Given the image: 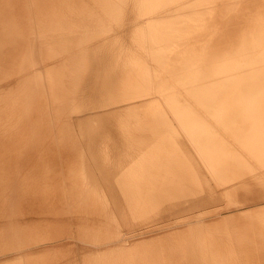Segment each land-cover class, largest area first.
I'll return each mask as SVG.
<instances>
[{
	"label": "bare ground",
	"instance_id": "1",
	"mask_svg": "<svg viewBox=\"0 0 264 264\" xmlns=\"http://www.w3.org/2000/svg\"><path fill=\"white\" fill-rule=\"evenodd\" d=\"M54 1L53 0H0V69L6 66L5 64L11 65L13 60L15 64L14 58L16 56L18 57L20 56V59L22 57L21 59L22 61L20 62V64L23 62V60H25L30 65L31 68L30 72L38 77L43 87L45 88L48 87L46 83L47 81L46 68L51 67L47 64V60L48 59L51 60L52 56H54L49 52V51H54L52 50L54 47H50L51 44L50 39L52 38L51 37L49 39L46 38V36L43 33L44 29H46V26H42L41 29L45 27L43 30L39 28L38 24H40V21L37 24L38 21H36L37 20L36 13L40 17L43 14H46L47 10L52 11V8L55 7V4L59 3V2L55 3ZM80 1H82L81 2L82 5L87 3V0H80ZM101 1L105 2V0H101ZM159 1L162 3H160V5H157L158 9L154 7L155 5L152 6L154 7V9H157L155 10V12H149L150 10L147 12L148 8L151 7L149 5L151 4L150 3L151 0L109 1L110 3L109 2L108 3L110 4V7L108 6L109 7L108 21H104L106 18L105 19L103 18L104 23L99 24L100 22H102L100 21L101 20L100 18V20H97L100 21L98 23L99 25H97L96 21H94L96 25L95 24L90 25L87 29L83 31V33L80 31L82 34L80 35L81 36L80 38L78 37L79 38L78 44L77 45L73 44V46L74 45L78 46L77 48L79 51L74 52L73 49L75 47L71 49L73 50L72 52H74V54L71 53L72 55H74L73 59L76 58V60H73L74 64L70 63L71 61L70 56H66V60L68 59L67 57H69L68 60L70 61L67 60L66 62L62 60L63 62H66L68 64L70 63L74 66H76L77 64L78 65L76 66L77 68H74V66H71L69 64V66L73 67V70L75 69V72L73 71L75 73V74L73 73L74 77H71L72 72H70L71 74L68 73L71 67H69V70L66 71L67 73H65L70 75L68 76L64 74L65 76L74 79V81L69 79L74 84L72 83L70 84L71 86L73 85L71 90L72 92H70L71 95L69 96L70 97L69 104H67L69 105L70 109L69 107H66L65 110H67V108L69 109L68 111H66L67 112L66 113L62 108V110L67 115L66 116L64 115V117L62 118V123L64 122V125L62 126V129H60L59 126V129L63 131L65 130L64 134H66V139H69L71 141L72 146L74 145L72 147L73 150H71V147H69L71 152H73V154L77 156V159L79 157L78 159L79 167L76 168L77 166L75 167L74 164L72 166L75 167L76 171L80 170L79 175L81 180L78 179L77 186H80L81 189V185L79 183L80 180L83 187L82 191L84 193V195L83 194L82 195L86 196L87 193L92 195L94 194L97 197V200L100 202L99 205L101 208L99 207V209H101L100 216L102 217L101 220L102 222L100 226L101 228H99L100 234L97 232L93 233L94 232L93 230L95 229L97 224L95 225V227L93 226L94 229L93 227L91 229L93 235L90 234L91 230L87 231L89 229L87 226L88 218L86 220L84 216H88V215L85 214L84 216L82 214V216L86 220V227L88 229L86 230L85 228L82 230V233H79V228H78L79 226L77 227L76 225L77 228L75 227L74 228L78 229L77 232L79 235H73L72 229H71L72 235H70L69 234L70 228L69 231L67 230L68 228L65 229L64 226L65 220L62 224L59 218L57 219L56 222H58L59 220V225L61 226L62 224L64 227L63 226L61 227H63L66 231H68V234L67 232H65L67 235L66 234L64 235L63 234L64 232L59 228H57L59 230L57 231L59 233H61L60 231H62L63 232L62 234L64 235L62 236L61 234L60 237V235L58 236L57 234H55L57 235V237L60 238L56 237L55 239H50L48 235L47 237L49 240L48 239L46 240L47 237L44 238L41 236H34L35 234L33 235L34 237H31L32 236L31 235L30 238H28L29 236H26L25 234L26 232L30 231V230L27 231L28 229L27 222L26 224H24L25 226H27L26 227L27 229H24V231L26 230V232L23 231V233L21 234L24 225L22 227L20 226L21 228L20 231V229L18 228L19 226L18 222H16L15 220L18 216L14 214L15 211L13 210V202H14L12 198L13 195H9L10 193L8 192L9 188L11 189L12 187L14 189L13 187L14 185L11 186L10 184L14 182V179L16 180L18 179L16 176V174L18 173L17 172L18 170L16 168L18 167H16L17 164L16 161L14 162L17 156L13 160L14 158L13 149H15L14 144L16 145L17 143L15 142L13 143L12 141L15 135L13 129L16 127V124L18 122L14 123L13 121L15 127H13L14 125L12 126L11 124H9L12 121L11 118L8 117L10 113H8L6 109L5 111L8 113V115H6L4 114L6 113L4 111L3 116L6 115L7 116V117L5 116L6 120L9 118L11 121L10 122L8 121V123L5 124L4 123L5 120L2 121L3 119L0 118L1 119L0 120V194H5L6 196L7 195L6 193L7 192L9 193L7 197H5L4 195L2 196L0 195L2 197L0 199V213H2L4 208L6 209L4 210L5 212L3 211L4 213H2L3 215H1V219H0V240L3 239L4 243L6 241V244L0 247V264H264V53L262 54V52H260L257 54L258 56L256 57L255 54L252 55L253 47L256 48V50L259 49L258 51H256L259 52L260 49H262V47L264 48V43H262L263 46L261 48L256 47V45L254 44L247 46L246 44L241 45L240 43L241 45L240 47L238 44H234L236 42V39L238 38V36L237 38H235V33H237L236 26H238L237 25L238 22L236 21H238V19L240 21V18H238L239 15L247 16L246 14H248L250 16V18L248 17V20L250 21L253 17L252 15H250L251 12L255 11L257 8V4L259 6L260 3L255 4L256 7H254V3L256 2V0L255 2L253 0H164V1L157 0L156 4H158ZM167 1L169 4L166 3ZM73 2L75 3V1ZM104 2L99 1L98 3H104ZM106 2L104 3L105 5L107 4ZM262 2L264 3V1ZM81 4L79 3V5L83 7ZM95 5H93V7L98 8L99 5L96 7ZM85 6L84 8H82V11L78 10L79 13L84 11ZM66 7L68 6L66 5ZM68 8H70V6ZM78 8L80 7L78 6ZM260 8L258 9L260 10ZM87 9H89V7H87ZM103 9L101 10V12L102 11L104 12ZM62 10H64V8ZM90 10L91 9H89V11ZM94 10L96 11V9ZM261 10L264 9L261 8ZM95 11L93 12L91 11L92 14H90V12L88 13L91 15L89 16L88 20H90V17H92V15L95 14ZM107 11H105L104 15L106 14ZM101 12L100 14H102ZM253 13L255 14V12ZM65 14L67 13L65 12ZM44 16L48 17L49 15L47 16L46 14L43 15V17ZM75 16L77 17V15ZM75 16L73 18H76ZM99 16H97L98 17L97 19H99ZM106 16L108 17V14H106ZM55 17H56V12H55ZM55 17L53 16V18ZM68 17L70 18V16ZM255 17L253 18V20L255 19L254 22L256 21V18H258V16L256 18ZM73 18L71 19L73 21V22L71 21L72 23H74ZM80 18L82 19V17ZM211 18L222 19L220 20L221 22L216 23V26L218 27V29L219 26H223L224 27L223 30L221 27L220 32L219 29L217 32L215 31L216 33L214 32L211 36L206 37L207 35H210L211 33L210 32L206 36H203L205 37L203 38V40L200 39L197 40L198 42L197 41L195 42L192 39L194 38L192 37L194 34H192L191 36V33L194 32L197 33L199 31L201 32L202 30L211 31L212 28L215 26L212 25L214 21H211L210 20ZM236 18L238 19L236 20ZM61 19L59 18L57 19V21L58 20L60 21ZM94 19L96 20V17ZM244 19H247V17ZM47 20L49 21L48 18ZM81 21L78 20L79 25H80L79 22ZM249 21H248L249 24L245 26H241V28L242 27L246 28V26L250 25L251 29L253 30L254 28L251 26L253 22L250 24L251 21L250 22ZM71 22H69L70 24L67 23L68 27L72 24ZM51 24H54V22ZM51 24H49L50 27ZM74 24H76L75 26H78L77 22ZM86 24L89 25L87 22ZM258 24L259 23H256L257 28L263 29V27H261ZM84 25L85 23L81 24L80 26L81 29ZM64 26L68 29V27L65 24ZM234 26L236 29L234 28ZM262 26H264V23ZM57 28L54 29L57 30ZM55 30L53 32H51L50 30V32L53 34ZM71 30L72 29H70V31ZM245 30L248 31V29H244L243 31L245 32ZM254 30L253 32L256 31ZM57 31L55 32L56 34L59 33V31L58 33ZM61 31H60L61 34L66 35V29L64 33H62L64 30L62 32ZM257 31L258 32L256 33H259V30ZM80 32L78 31L77 34L78 33L80 34ZM250 32L249 34L252 33ZM260 32L263 31L260 30ZM45 33H47V31H45ZM70 33H72V31ZM72 34H74V32ZM239 34L243 35L242 31L241 33H237V35ZM246 35H247L246 38L247 37L249 38L248 34ZM58 37L59 35H57L56 40H58ZM61 37H63V35ZM241 37L244 40L243 42H245V40L248 39V38L245 39V37L243 36ZM69 38H72V36L71 37L69 36ZM188 38L192 40L190 41V39ZM242 38L239 37V39ZM252 38L250 36L249 40ZM64 39L68 40V38L66 37ZM64 39H62L61 43H63V45L65 46L66 43H69L68 41L70 39L68 41L65 40L66 43L65 41L63 42ZM74 39H75L74 41L76 42L77 39L76 38ZM185 39L189 40L190 42L194 41V43L190 45V43H188V41L186 42ZM238 40L237 42L239 43ZM52 41L53 40H51V42ZM184 41L185 43L189 44V47L188 45L187 46L184 45ZM71 43L74 42H70V44H68L69 47L70 46L72 47ZM216 43H218L221 46V48H223L222 49L223 51L220 52L217 51L216 53L212 51L208 53L206 50L208 44L215 45ZM182 44L188 49L185 50L186 48H181ZM54 45H56V42ZM58 45L61 44L59 43ZM58 45L56 48H59ZM61 47L63 46L61 45ZM158 47L160 48V50H157ZM49 48L52 49L49 50ZM183 49L186 52H182ZM170 50H174V55L176 56V57L174 56V58L176 60L178 59L176 63L178 62V64L181 66L180 67L176 66V70H174L175 72L173 71L175 76L172 78L173 75H171L172 79H168L165 82H160V80L157 79L158 75L155 76L158 72H160L158 70L161 69L160 67L161 65H159V68L157 70L158 72L155 69L156 68L155 65L157 64L156 57H159L161 55L160 56L161 58L162 57L168 58L167 55H169L168 52ZM198 50L200 51L196 52ZM60 51L62 50L59 48V52ZM63 51H66L68 53V51H70V48H67ZM56 59L57 58H55V60ZM162 59L159 60L161 61ZM75 61L77 63H75ZM53 62H51V65ZM164 62L167 63V61H164L163 59L162 61L163 66L165 64ZM66 63L64 64L66 65ZM20 64L18 63V65ZM46 64L48 66L45 67ZM56 64L60 67H62L63 65V64L60 65L59 63H57V61ZM57 65H55V67L53 65L52 66L54 69H56ZM65 65H63V67ZM21 66L25 67L23 63ZM168 67L169 66H167V68ZM9 68H11V66ZM18 68L16 69L14 68L13 71L17 70ZM174 68L175 66L173 67V69ZM64 69L66 68H63V70ZM168 69L165 70L163 68V70H165L166 72L168 71ZM13 71L10 69L11 73ZM53 72L51 71L52 75L55 76L56 73L54 72L55 74H53ZM163 73L165 72L163 71ZM8 74L10 73L8 72ZM4 75L2 74L1 77ZM15 75L14 77L11 78H15ZM24 75L25 74H23L22 77H24ZM60 76L61 75H59L58 78H61ZM20 77L21 76H19V78ZM161 77L162 79L164 78L163 75ZM1 79L0 82L2 81L5 82L6 80V79L5 80L2 79L1 81ZM49 79L50 78H48V82L54 80V78L52 80L50 79L51 81H49ZM56 79L57 78H55L54 82L57 83L58 80L56 81ZM13 80L14 79L10 80L11 83ZM23 80H21V82ZM157 80H159L158 81L160 82L159 84L156 83ZM7 81L9 83V79ZM8 83L6 82V85ZM19 83L17 82V84ZM55 84L52 82L51 85H54L55 87ZM3 85L4 84H2V86ZM9 85L10 83L7 86ZM59 85L61 84H58V86ZM2 86L0 85V87ZM58 86L56 85L57 91L60 90V89L58 90L57 88ZM54 87H52V89ZM67 87L70 88V86ZM2 90L3 89H1V91ZM8 90L5 91V94L6 92H8ZM12 90L14 91V89ZM17 91L19 90L17 89ZM50 91H51L50 93H52V90ZM57 91L55 92V95L58 97ZM155 91H157L156 94ZM21 92L23 91L21 90ZM16 93L17 92L15 91L14 94ZM26 93L24 94L26 95ZM5 94L3 93L2 98L0 97L2 101L3 99H9L6 96H8L10 93L4 96ZM24 94L23 95L18 94V97L19 96L23 97L25 96ZM59 94L61 95V93ZM66 94L69 95V93ZM3 96L6 98H3ZM153 96L157 97L158 100L156 99L155 100L158 101V103L160 104L161 108H159V114L157 113V119H156V115H152V118L149 117V120H144L142 118L143 117L142 115H141L142 117H140V115L137 114V112L140 109L138 110L137 108L138 106L136 105H138V102H140L141 100L142 102H144L146 106L145 99L149 97L151 98ZM12 97H14V95ZM22 97L21 99H23ZM64 97L66 96L64 95ZM46 98L47 97L45 96V99ZM21 99H20V103L19 101L17 103L25 104L22 103V101L25 100L27 102L28 100V98H26L27 100L24 98V100L22 101ZM11 100L13 101L14 98H11ZM152 100L153 101L150 102H155L154 99ZM36 102L38 101L36 100ZM42 102L45 101L43 100ZM54 103L56 104L57 102ZM54 103L52 102L51 106H55ZM13 104L15 103L13 102ZM31 104H37L40 106L43 103L38 104L33 102ZM45 104L46 102L42 105V107ZM159 104L157 108L159 107ZM14 106H18V105H14ZM24 106L26 107V105ZM24 106L21 105L20 108L22 107L24 108ZM62 106L65 107V105ZM45 107H43V109ZM6 108L9 107L6 106ZM10 109L9 112L12 110ZM14 109L16 110L17 108L14 107ZM34 109L36 108H33L32 110ZM43 109L41 108L42 112H44ZM53 109L54 108L52 107V110ZM136 109L138 110L137 112ZM2 110L0 109V111ZM24 110L25 109H23L22 112H24ZM156 111L157 109L154 110V113H156ZM32 112L35 113L34 111ZM38 112L40 111L38 110ZM57 112H54V116L55 113ZM41 113L39 114L41 115ZM60 113L57 114L60 115ZM16 114L18 115L19 112H17ZM52 114L53 113H51L50 120L54 121L55 119ZM33 115L35 116V114ZM15 116H11V117H14V119H16ZM30 116L31 115H29V117ZM41 116H43V114ZM27 118L28 116L26 117V119ZM55 118L58 121V118L57 117ZM38 119L39 118L37 116V120ZM18 120L20 124L21 120L20 119ZM34 121H36V119ZM39 122L42 123L43 121L39 120ZM49 122H50L49 120L48 122L46 121V123ZM22 123H24L23 120L20 125H22ZM35 123H38V121L34 122V124ZM59 123L60 122H58V124ZM27 124L29 123L27 122ZM30 124L28 126H31L33 123L31 125ZM55 125L57 129L58 125L57 124ZM24 126L23 128H25ZM40 126L42 130L43 125L40 124ZM54 127L55 126H53L52 128L54 129ZM166 127L174 128V130L177 132V135L180 134L186 140V142L190 146V149L175 151L174 149L175 142L173 137L164 132V129H166ZM47 128H50V125L45 129ZM41 130H38L37 137L40 135L39 131ZM47 130H45V134H44L45 136L41 135L42 137H46ZM49 131L53 132L51 129ZM58 131H56L55 133L57 134ZM22 133L24 134V132ZM19 134L21 135V133L17 132L18 136H20ZM59 134H61L62 137L63 132H59ZM29 135L30 134H28V136ZM23 136L25 138V135ZM32 136L30 138H34L35 135L33 137ZM20 138L22 139V140L20 139L21 140L20 142L23 143L22 141L24 140V138L22 136H20ZM49 139L50 137L48 138V140ZM17 140L19 142V139ZM62 140L63 138L61 139V141L58 140V144L59 143L61 144ZM30 142L32 145L33 141L30 140ZM67 142L64 141V143ZM69 142L67 143L68 146L69 144H71ZM35 143L36 145L38 144L36 141ZM39 144H42L41 146H44L43 143H39ZM18 145H20V143ZM24 145L27 146L26 144ZM38 146L40 147V145H37L36 147ZM36 147L34 144V149ZM45 148L44 150H47ZM60 148L61 147H59V149ZM66 148L68 147L65 146V149L62 150L64 151V155L62 154V151L61 154L59 152V154L62 155L63 157L68 155L65 154ZM16 152L19 153V151ZM22 152L24 151L22 150ZM22 152L19 153L18 156H20V154H23ZM26 152L27 150L24 152V154H26ZM40 152L41 151L37 152L36 154L38 155ZM34 154L31 153L30 155H34ZM46 154L48 153H45V155ZM40 157L41 159H43L42 155H40ZM35 158L38 159L39 157H35ZM50 158L51 156L49 157V160ZM21 159L18 158V161ZM44 159L46 162L47 159L46 158ZM69 159H71L70 161L72 162L74 161L76 163L75 159L73 160V158H68V160ZM25 160H23V162L28 164V162H25ZM60 160L67 164V158L65 159L66 161L64 160V158ZM192 160H195L197 162V165H199L204 170L205 177L201 179L200 184L204 183V185L212 186V188L214 189L213 196H211L206 192H203V188L202 189L197 188L194 184H192V182L190 181L187 175H182L180 173L179 169L183 168L184 165L187 166L188 165L187 162H190ZM32 161L34 160L32 159ZM42 162L43 161H41V163ZM54 162L57 161L54 160L49 163L52 164ZM65 163H63L62 165H64ZM30 164H32V162L29 163V165ZM58 164L60 165L59 162ZM68 164H70V162ZM68 164L67 166H69ZM35 165L37 166V164ZM35 165L33 166L35 167ZM47 166L48 165H46V169ZM29 167L30 166H27V168L26 167L25 168L28 169ZM64 168L67 170L66 165ZM68 168L70 169V167ZM71 169H73V167ZM37 170L38 172L40 170H43V166L39 167V169ZM47 170H44V172H46ZM60 170L61 169L58 168L57 171ZM50 171L49 173H52ZM57 171L55 170V172ZM198 171L199 170L197 169V172ZM21 172H25V171L22 170ZM41 172L43 173V171L39 172L40 176H38V174L36 173L37 175L35 174L36 175L35 177L41 178V174H42ZM57 173H55V175ZM77 173L79 172H76V174ZM25 174L27 173L25 172ZM47 174L48 172L45 175ZM65 174L66 173L64 172V175ZM198 174L200 173L198 172ZM18 175L20 176V172ZM45 175H43L44 176V179L42 178L43 181L47 177ZM24 176L25 175L23 173V177ZM50 176L52 175L50 174ZM21 177H22V173L20 178ZM55 177L57 178V176ZM33 178L31 179L28 178V181L33 180ZM77 178L75 179L77 180ZM72 179L69 180V182L73 181V183L75 182L77 183V181L74 182L75 179L74 180ZM40 181H39V186L42 184L45 185L44 182L42 181L40 182ZM33 183L32 185H34ZM14 184H16V182ZM17 184L19 185L18 182ZM51 184L53 188L54 184L51 182L49 185ZM58 184L56 183L55 185ZM9 185L11 187H9ZM29 185H31V183ZM48 186L47 187L45 186L46 189L49 188ZM73 186H75V184H73ZM201 186L203 187V185ZM33 187L29 186V188H33ZM42 187H43V191H47L46 189H44V186ZM42 187L40 188L39 191L40 193H42L41 191ZM249 187L252 191L254 190L253 188H255V190H257L256 188H258L260 196L257 198L254 197L253 199H251V197H249L250 198L249 199L246 196L248 198L246 199L241 193L246 192L249 189ZM29 188L27 189L26 186V189L29 190L30 192L31 189ZM35 188L33 189L34 191ZM66 188L69 187L67 186ZM75 189L79 190L77 187H75ZM37 190L39 189L37 188ZM37 190H36V194L38 193ZM49 190H48V194H50ZM249 191L250 190H248V192ZM58 192L59 191H57V193ZM53 193H55V191ZM73 193L75 194V192ZM79 193H81V191ZM238 193L241 194L244 199ZM255 193L254 194L252 193V196H255ZM26 194L27 193H25V195ZM32 194L34 195V193ZM42 194H44V192ZM45 194L43 199H45L46 201L47 196L45 198ZM133 194L134 195L136 194L138 196V205L135 213L133 212L131 213L128 208L129 205H133L129 203ZM38 195L41 196V194H37V196ZM53 195L54 194H52V197ZM29 196L26 197L29 198ZM80 196L81 195H79V197ZM34 197L33 199L35 201L36 199ZM28 198H26L27 201L29 200ZM94 198H92L93 201ZM59 199L63 201L62 198ZM90 199L91 198H89L88 200L89 202ZM37 200L40 201L39 199ZM210 200L214 202L213 208H208L205 205ZM15 201L16 204H18L17 203L18 200L15 199ZM34 201L31 200V202H33L32 203L33 206L36 202ZM93 201L91 200L90 203H92ZM217 201L224 203V206L216 207L217 205L215 204L217 203ZM53 202L54 201H52V204H54ZM20 204H22L21 201L19 205ZM39 204L41 205L42 202L41 203L39 202ZM46 204L48 203L45 202L43 206H45ZM49 204H51V202ZM57 204L59 205L58 202ZM94 204L93 203L91 204L92 208H94L93 207ZM27 205L30 209L31 207L29 206L30 203ZM52 206L46 208L50 209L55 207ZM20 207L24 208V206H20ZM59 207H63V206L61 205ZM38 208L36 206V209ZM28 211H27L28 214L34 213V212L32 213L31 209ZM51 211H55V210L53 209L49 211L48 209L46 210V212H51ZM95 211L97 212V209ZM74 212L75 211L71 212L72 215ZM100 212L98 213L100 214ZM40 213H44V212H39V215L41 216L42 214ZM44 214L42 215L43 217H45ZM20 215L22 216V212ZM25 215H27V213L24 214V217L28 218L29 215L27 216ZM50 215L49 216L52 217V213ZM55 215L57 217L59 214L57 215L56 213ZM62 215L63 214H61L60 216ZM77 215H75L76 218H79L81 216V214L79 215V217ZM89 215L91 219L92 218L91 214ZM40 216L39 218H37L38 220L36 222L34 220L36 219V217H38L37 215L36 217L32 215V217H35L34 220L32 217H30L29 219H32L36 224L39 223ZM82 216L79 218V221H83ZM97 216H96L97 218L96 221L98 219H101L100 217L98 218ZM24 217L22 216V218ZM43 217H41L42 219H40L42 220V222H43ZM129 218L143 219L144 221L141 223H137V221L130 222L128 221ZM19 219L21 222L24 220V219L21 220L20 216ZM29 219L24 220L23 222L28 221ZM32 220H29L30 224ZM67 220L69 221V219ZM92 220L91 221L89 220V222H92ZM45 221L44 223H46L47 225L48 220L46 222ZM77 221L74 220V222ZM23 222L21 224H23ZM56 222L55 224H57ZM99 222L100 221L98 220L97 223L99 224ZM70 223L68 227L70 226ZM75 224L76 223H74V225ZM33 225L31 226L32 228L36 227V226L33 227ZM39 225L41 226V224ZM48 225L51 226L50 227L51 229L54 228V227L52 228V225H50V223H48ZM81 225L82 224H80V228H82ZM83 225L84 228L85 227L84 222ZM42 228L44 227L41 226L40 229ZM36 230H34V232L31 230L32 231L31 233H35ZM55 230L53 229L52 232L55 233ZM40 231L41 230H39L38 232ZM101 231L103 232V234H101ZM52 232L50 235L53 236L54 234ZM23 234L25 236H23ZM27 235H29V233ZM48 252L50 255L48 254ZM36 253H38L40 256H37ZM44 255L46 256V258H44L45 257Z\"/></svg>",
	"mask_w": 264,
	"mask_h": 264
},
{
	"label": "rangeland",
	"instance_id": "2",
	"mask_svg": "<svg viewBox=\"0 0 264 264\" xmlns=\"http://www.w3.org/2000/svg\"><path fill=\"white\" fill-rule=\"evenodd\" d=\"M53 1H54V0H53ZM61 1H62V0H60V1H59V0H55V1H54L55 3H57V2H59V3L55 4L56 9H55V7H53V8H52V11H51V10H47V13H46V14H47V16L49 15L48 17H46V16L43 17V15H46V14H43L42 16H40V17H41V18H40V17L38 16V14L36 13V15H37V16H36V17H37V18H36V19H37L36 21H38L37 24H38L39 21H40V24H38L39 28L41 29L42 26H46V29H47V30L44 29L45 27H43V29H44L43 33H44V35L46 36V38H48V39H49L50 37L52 38V39H50V43H51V44L49 43V44H50V47H54V48H56L57 45H58L59 43L63 46V47H61V45H58L59 48L62 50V51H60V52H59V48H56V49H54V48H53V49H52V48H49V50H50V49L54 50V51H49L50 54L54 55V56H52V58H53L54 60H55V58H57V59H56L55 61H54L52 58H51V60L48 59L49 61L47 60V64H48L49 66H51V67L46 68V69L48 70V71L46 70V79H47L46 83H47V86H48V87H47V88L43 87V85H42L41 81L38 79V77L35 76L34 74H32V73L30 72V71H31L30 65H29L25 60H23L22 63H23V65H24L26 68L23 67V66H21L22 63L20 64V62L22 61V60H21L22 57H21V59H20V56H19V57L16 56V57L14 58V59H15V64H16L19 68L14 64V60H13L12 63H11V65H10V64H5L6 66L3 65L5 68L1 66L2 68L0 69V71H3V72H0V73H1V74H0V79H1L2 77H3V78H2L3 80L6 79L5 82L2 81V79H1L2 82H0V85H1V86H2V84H4V85L2 86L3 88L0 87V94L2 93V94L0 95V97L2 98L3 93L5 94V91H7L8 88H9V90H8V92H6V94H5L4 96H6V95H8V94L10 93L8 96H6V97L9 98V99H3V101H4L5 103H4V102L2 101V99L0 98V99H1L0 104L3 103L2 105H0V107H1L0 109L2 110L3 108H5V109H3L2 111H0V116H1L0 118L3 119L2 121H4V120L6 121V122L4 121L5 124H7L8 121L10 122V121L12 120L11 123H9V124H11L12 126L14 125L15 122H16V123L18 122V123H17L18 125L16 124V127H15V125L13 126V127H15V128L13 129V132H15V135H14L15 138L13 137V140H12L13 143H14V142L17 143L16 145L14 144V148H15V149H13V150H14V151H13V152H14V153H13V156H14L13 160H14V159L16 158V156H17V158L14 160V162L16 161V163H17V164H16V167L19 168V169L16 168V169L18 170V171H17L18 173L16 174V176H17L18 179H17V180L14 179V182H12L13 184H12V183L10 184L11 186L14 185V186H13L14 189L9 185V187H11V189H10V188L8 189V192H9L10 194H9L8 192H7L6 194H7V195H8V194H9V195H13V197H12V198H13V201H14V202H13V210L15 211V212H14V211H13V212H14V214H15L16 216H18L17 218H16V216H15V218H16L15 220H16V222H18V225H19V226H18V225H17V226H18V228L20 229V231H21L20 226L22 227V226H23L24 224H26V222H27V224H28V229L26 228L27 226L24 225V226H23V229H22V231H21V234L23 233L24 229H27V231L30 230V231H28V232H26V230L24 231V232H26V233H25L26 236H29L28 238H30L31 235H32L31 237H34V236H41V237H44V238L47 237V236L49 235V238H50V239H55V238L57 237V235H58V236L60 235V237H61V234H62L63 232H64V233H63L64 235L66 234L65 232H67V234H68L69 228H70V233H69L70 235H72V234H73V235H79L78 232H77L78 229H75V228H77L78 226H79V227H78V228H79V233H82V230H83V229L86 228V230H87V229L89 228V229L87 230V231H89V230L92 229L93 226L95 227L96 224H97L99 227H98L97 225H96L95 229H94V227H93V229H94V230H93V231H94L93 233L97 232V233L100 234L99 228H101L100 226H101V222H102V221H101V220H102V217L100 216V215H101V212H100L101 209H99V207H100V205H99L100 202L97 200V197H96L94 194L92 195V194H89V193H87L86 196H83V195H84V193H83V191H82V188H83V187H82V184H81V181H80L81 179H80V175H79V174H80V170L78 169L79 171H76V169H75L76 166H77L76 168L79 167V164H78V162H79V160H78L79 157H78V159H77V156L74 155L73 152H71V150H73L72 147H73L74 145L72 146L71 141H70L69 139H66V134H64V133H65V132H64L65 130L63 131V130H60V129H62V126L64 125V122L62 123V118L64 117V115H65V116L67 115V114H66V113H67L66 111H68V110L70 109L69 105H67V104H69V100H70V97H69V96L71 95L70 92H72L71 90H72V87H73V85L71 86L70 84H71V83L74 84L73 82H71V80L74 81V79H71V77H74V76H73V73L75 72V69L73 70V67H71V66H74V65H72V64H74V61H73V60H76V58L73 59V58H74V55H72V54H74L75 51H76V52L79 51L78 48H77L78 46H76V45L78 44V40H79V38L81 37L80 35L83 33V31H84L85 29H87V28H88L90 25H92V24H93V25H94V24L96 25V23H97V25H99V24H101V23H104V22H103V18H104V19H105V18L107 19V20L105 19L104 21H108V18H109V9H108V8L110 7V4H109L110 2H109V1H111V0H105V2L107 1V2H106V3H107L106 5L104 4L105 2H104V1H101V0H87V3H85L84 5L81 4L82 1H80V0H73V1H75V3H74L72 0H64L65 2H64V1L61 2ZM76 1H77V2H76ZM78 1H79V2H78ZM90 1H91V2H90ZM93 1H95V2H93ZM97 1H98V2H99V1H100V2H104V3H98ZM161 1H162V0H161ZM163 1H164V0H163ZM253 1L255 2V0H253ZM262 1H264V0H260V1H259V0H256L255 3L253 2V3H254V7H256L255 4H257V3H260V4H259V6H258V4H257V8H256V10L253 11V12H255V14L257 13L258 15H257V14L255 15L253 12H251L250 15L253 16L252 19L250 20L251 22L248 20V17L250 18V16H249L248 14H246L247 16L242 15L243 17L239 15L238 18H240V21H239L238 18H236V20L238 19V21H236V22H238V24H237V23H236V24H237L238 26H240V27L236 26V28H237V33H241V31H242V34H243V35H240V34H239V35H240V36H239V35H237V33H235V38H237V36H238V38L236 39V42H235L234 44H238L239 47H240L241 45H244V44H246L247 46H248V45H252V44H254V45H256V47H259V48H261V47L263 46L262 43H264V35H263V34H264V26H262V25H263V23H264V22H263V21H264V15H263V14H264V12H263L264 10H261V8L264 9V3H263ZM63 2H64V3H63ZM66 2H67V3H66ZM108 2H109V3H108ZM152 2H153V3H152ZM169 2H171V1H169ZM73 3H74V4H73ZM76 3H77V4H76ZM79 3H80L83 7H81V6L79 5ZM150 3H151V4H149V5H150L151 7L155 5L154 7L157 8V5H160V3H162V2L159 1L158 4H156V3H157V0H156V2H155V0H154V1L151 0ZM154 3H155V4H154ZM166 3L169 4L168 1H167ZM262 3H263V4H262ZM90 4H91V5H90ZM95 4H97V5H95ZM100 4L103 5V6L105 5V6H107V7H105V6L103 7V6H101ZM108 4H109V5H108ZM152 4H153V5H152ZM56 5H57V6H56ZM58 5H59V6H58ZM63 5H64V6H63ZM66 5H67L68 7L70 6V8L66 7ZM74 5H75V7H74ZM77 5H78L80 8H78ZM85 5H87V6H85ZM89 5H90V6H89ZM93 5H95V7L99 5V6H98L99 9H98V8H94ZM171 5H172V4H171ZM60 6H61V8H60ZM84 6H85L84 11H86V12L83 11V12H80V13H79V11H82V8H84ZM108 6H109V7H108ZM169 6H170V5H169ZM260 6H261V8H260ZM57 7H59V8H57ZM87 7H89V9H91V10L89 11V9H87ZM100 7H101V8H100ZM102 7H103L104 9H103ZM151 7L148 8L147 12H148L149 10H150L149 12H155V10L158 9V8H157V9H154V7H152V8H151ZM63 8H64V10H62ZM75 8H76V9H75ZM150 8H151V9H150ZM258 8H260V10H259ZM60 9H61V10H60ZM80 9H81V10H80ZM94 9H96V11H95ZM102 9L104 10V12H103V11L101 12ZM105 9H106V10H105ZM152 9H153L154 11H153ZM57 10H58V11H57ZM65 10H66V11H65ZM67 10H68V11H67ZM76 10H77V11H76ZM78 10H79V11H78ZM107 10H108V11H107ZM241 10H242V9H241ZM59 11H61V12H59ZM63 11H65L67 14H65V12H63ZM87 11H88V12H87ZM91 11H92V12L95 11V14H94V13H93V14L96 15V16L92 15V17H90V20H88V19H89V16H91L90 14H92ZM97 11H98L99 13H98ZM105 11L108 12V13L106 12V14H108V17L106 16V14L104 15ZM239 11H240V10H239ZM261 11H262L263 14L261 13ZM53 12H54V13H53ZM55 12H56V17H55ZM76 12H77V13H76ZM89 12H90V14H88ZM100 12H101L102 14H100ZM81 13H82V14L84 13L85 15L83 14V15H84V16H83ZM96 13H97V14H96ZM62 14H63V15H62ZM74 14L77 15V17H76ZM50 15H51L52 19H51ZM80 15H81V16H80ZM86 15H87V16H86ZM99 15H101V16H99ZM102 15H104V16H106V17H104V16H102ZM259 15H260V16H259ZM261 15H262V16H261ZM53 16H54L55 18H53ZM65 16H66V17H65ZM68 16H70V18H69ZM74 16H75L76 18H73ZM78 16H79V17H78ZM97 16H99V19H97V18H98ZM255 16H256V17L258 16V18H256ZM62 17H63V18H62ZM71 17L74 19V23L77 22V24H78V20H79V21L82 20L81 22H79L80 25L78 24V26H75L76 24L72 23L73 21L71 20V19H72ZM80 17H82V19H81ZM95 17H96V20L94 19ZM246 17H247V19H244V18H246ZM254 17L256 18V21H255V22H254L255 19L253 20ZM39 18H40V19H39ZM42 18H43V20H42ZM45 18H46V19H45ZM47 18L49 19V21L47 20ZM59 18H60V19L62 18V19H61L60 21H59V20L57 21V19H59ZM67 18H68V19H67ZM78 18H79V19H78ZM86 18H87V19H86ZM100 18H101V20H100ZM216 18H217V17H216ZM216 18H211V19H210L211 21H214V23L212 22V23H213L212 25H215V26L212 28L213 32H212V30H211V31H210V30H209V31H204V30H202L201 32L199 31V32H197V33L194 32V33H191V36H192V34H194L192 37H194L195 39H194V38H192V39H193L195 42H196L197 40H200V39L203 40V38H205V37H203V36H206V35L209 34L210 32H211L210 35H207L206 37L211 36L215 31L217 32L219 29H220V30H219V32H220V31H221V27H222V30H223V28H224L223 26H219V29H218V27L216 26V23H217V22H221L220 20H222V19L218 18V19H219V20H218V19H216ZM260 18H261V20H260ZM38 19H39V20H38ZM84 19H85V20H84ZM41 20H42V23H41ZM50 20H51V22H50ZM65 20H67V21H69V22L72 21L71 23L74 24V25L71 24V25L68 27V24H67V23H69V22H67V21H65ZM86 20H87V21H86ZM97 20H100V21H102V22L97 21ZM215 20H216V22H215ZM241 20H242V21H241ZM243 20H244V21H243ZM245 20H246V21L248 20V21L250 22V24L253 22L255 26H256V23H259L258 25H260L261 27H263V29H262V28L259 29V28H257V26H256L257 30H259V33H256V32H258V31L256 30V28H255V26L253 25V23L251 24V26L256 30V31H255V30L253 29L255 32H253V30L251 29L250 25L246 26V28H243V27H242V28H243V29H242L241 26H245V25L249 24L248 21L246 22ZM259 20H260V21H259ZM45 21H46V22H45ZM56 21H57L58 23H57ZM63 21H65V22H63ZM88 21H90V22H88ZM94 21H96V23H95ZM257 21H259V22H257ZM261 21H262L263 23H262ZM53 22H54V24H51V23H53ZM86 22H87L89 25H87ZM99 22H100V23H99ZM234 22H235V21H234ZM260 22H261V23H260ZM46 23H47V25H46ZM48 23L51 24V27H50V25H49ZM59 23H60V24H59ZM84 23H85V25L83 26L84 29H83V27H82V29H81L80 26H81V24H84ZM98 23H99V24H98ZM239 23H240V24H239ZM245 23H246V24H245ZM55 24H57V25H55ZM62 24H63V25H62ZM64 24L68 27V29L64 26ZM69 24H70V23H69ZM236 24H235V25H236ZM241 24H242V25H241ZM243 24H244V25H243ZM40 25H41V26H40ZM53 26H55V27H53ZM59 26H60V27H59ZM61 26H62V28H61ZM63 26H64V27H63ZM72 26H75V27H72ZM260 26H258V27H260ZM57 27H59V28H57ZM71 27H72V28H71ZM76 27H78V28H76ZM79 27H80V29H79ZM216 27H217V28H216ZM51 28H52V29H51ZM54 28H55V29L57 28L58 31H59V29L61 28L60 31H61V30H62V31L64 30L63 32L61 31L62 33H64V32H65V29H66V35H67V36L69 35L70 37L72 36V38H69V36L67 37L65 34H61L60 31H59V33H58V31L55 30ZM234 28H235V26H234ZM236 28H235V29H236ZM239 28H240V30H239ZM249 28H250V29H249ZM43 29H41V30H43ZM70 29H72L71 31H72V33L74 32L75 35L72 34V33H70V32H71ZM75 29H76V31H75ZM77 29H78V30H77ZM241 29H242V30H241ZM244 29H248L249 32H250V30H251V32L254 33V34H252L251 32H250L251 34H249V32L246 31V30H245V32H244V31H243ZM50 30H51V32H53V31L55 30V32L57 31L58 34H56L55 32L52 34V33L50 32ZM67 30L70 31V32H68ZM238 30H239V31H238ZM260 30H262L263 32H260ZM45 31H47V33H45ZM48 31H49V32H48ZM78 31H79V32H80V31L82 32V33L80 32V34L78 33L79 36H78V34H77ZM204 32H207V33H204ZM216 32H215V33H216ZM246 32H247V33H246ZM49 33H50V34H49ZM67 33H68V34H67ZM195 33H196V34H195ZM199 33H200V34H199ZM261 33H262V34H261ZM48 34H49V35H48ZM51 34H52V35H55L56 37H55V36H52ZM76 34H77V35H76ZM198 34H199V35H198ZM202 34H204V35H202ZM246 34H248L249 38H250V36H251V38H252V37H253V38L249 40V38L247 37V38H248V39H247V38H246V36H247ZM257 34H258L260 37H259ZM260 34H261L262 36H261ZM47 35H48V36H47ZM50 35H51V36H50ZM57 35H59V37H60V38L58 37V40L60 39L61 41H60V40H59V41L56 40V39H57ZM62 35H63V37H61ZM195 35H196V36H195ZM200 35H201V36H200ZM74 36H75V37H74ZM198 36H200V37H198ZM241 36L245 37V39H247V40H245V42H243L244 40H243V38H242ZM256 36H257V37H256ZM65 37L68 38V40H69V39H70V40L68 41L67 39H64ZM78 37H79V38H78ZM239 37L242 38V39H239ZM74 38L77 39L76 42L74 41V40H75ZM186 38H187V37H186ZM190 38H191V37H190ZM190 38H188V39H190ZM197 38H198V39H197ZM62 39H64L63 42H64L65 40H67L69 43H66V41H65L66 44L64 43V44H65V46H64L63 43H61V42H62ZM71 39H72V40H71ZM192 39H190V41H191ZM238 39H239V40H238ZM262 39H263V40H262ZM51 40H53V41L51 42ZM55 40H56V41H55ZM237 40L239 41V43L237 42ZM185 41H186V42L188 41V43H190V45L194 43V41H193V42H190L189 40H186V39H185ZM185 41H184V45H186V46L188 45V47H189V44H188V43H185ZM55 42H56V45H54ZM70 42H74V43H71V44H72V47H71V46L69 47V45H68V44H70ZM197 42H198V41H197ZM250 42H251V43H250ZM52 43H53V44H52ZM240 43H241V45H240ZM73 44H76V45L73 46ZM195 44H196V43H195ZM195 44H194V45H195ZM197 44H198V43H197ZM258 44H260V45H258ZM51 45H52V46H51ZM67 45H68V46H67ZM184 45L182 44V47H181V48H186ZM208 46H209V47H208ZM208 46H207V48H206V50H207L208 53H209V52H212V51H213L214 53H216L217 51H218V52L223 51V50H222L223 48H221V46H220L218 43H216L215 45L208 44ZM213 46H214V47H213ZM219 46H220V47H219ZM235 46H236V45H235ZM64 47H65V49L70 48V51H71V52L68 51V53H67L66 51H63V50H65ZM66 47H67V48H66ZM74 47H75V48H74ZM73 48H74V49H73ZM76 48H77V49H76ZM71 49H73L74 52H72L73 50H71ZM75 49H76V50H75ZM187 49H188V48H186L185 50H187ZM215 49H216V50H215ZM240 49H241V48H240ZM263 49H264V48L262 47V49H260L259 52H256V51H258L259 49L256 50V48L253 47V49H252V51H253L252 55L255 54V57H256V56H258L257 54L260 53V52H262V54H263V53H264V50H263ZM157 50H160V48L158 47ZM185 50L183 49L182 52H186ZM262 50H263V51H262ZM56 51H57V52H56ZM199 51H200V50H198V51H196V52H199ZM254 51H255V52H254ZM58 52H59V53H58ZM62 52H63V53H62ZM64 52H66L67 54L64 53ZM47 53H48V51H47ZM55 53H57V54H55ZM61 53H62L63 55H62ZM71 53H72V54H71ZM168 53H169V55H167L168 58H166V57H165V58L162 57V58L164 59V61H167V63H169L170 65L167 64L166 62H164L165 64H164V66H163V63H162L163 59L160 57L161 55H160V56H159V55H156V56H159V57H156V59H157V60H156V63H157V64L155 65V67H156L155 69H156V71H157L158 68H159V65H161V66H160L161 69L158 70V71H160V72L157 71V72H158L157 74H156V72H155V74H156L155 76L158 75V76H157V77H158L157 79H159L160 82H165V81H167L168 79H172V78L175 76V74L173 73V71L176 70V66H177V67H180V66H181V65L178 64V62L176 63V61H177L178 59L176 60V59L174 58V56H175V55H174V50H170ZM172 53H173V54H172ZM60 54H61V55H60ZM64 54H66V55H64ZM69 54H71V55H69ZM158 54H159V53H158ZM55 55H56V56H55ZM59 56H60L61 58L63 57L64 59H63V58L61 59ZM66 56H70V60H71L72 62H71L70 60H68L69 57H67V58H68L67 60L70 61V63H72V64L69 63L71 66H69L68 63H66V62H67V60H66ZM71 56H73V57H71ZM170 56H171V57H170ZM17 57H18V58H17ZM175 57H176V56H175ZM250 57H252V56H250ZM253 58H254V56H253ZM18 59H19V61H18ZM60 59H61V60H60ZM159 59H162V60L160 61ZM171 59H172V60L175 59V60H173L174 62H173ZM58 60H60V61H58ZM62 60L66 61V62H63ZM158 60H159V61H158ZM188 60H189V59H188ZM188 60H187V61H188ZM16 61H17L20 65H18V63H17ZM53 61H54V62H53ZM56 61H57V63H59L60 65H61V64L65 65L64 63H66V65H65L64 67H63V65H62V67H60V66H58V65L56 64ZM168 61H171V62H168ZM51 62H53L52 65H53L54 67H55V65H57V66H56L57 71H56V69L53 68V66L51 65ZM61 62H62V63H61ZM160 62H161V63H160ZM75 63H77V62L75 61ZM158 63H159V64H158ZM172 63H173L174 65H173ZM47 64L45 65V67L48 66ZM176 64H177V65H176ZM8 65H9V66H8ZM13 65L16 66V67H14ZM75 65H76V64H75ZM77 65H78V64H77ZM77 65H76V66H77ZM166 65L169 66V67H168L169 69L167 68ZM178 65H179V66H178ZM10 66H11V68H9ZM76 66H74V68H77ZM162 66H163V68H164L165 70L168 69V71H169V70H170V71H169V72H168V71L166 72L165 70H163ZM174 66H175V68L173 69ZM7 67H8V68H7ZM21 67H22V68H21ZM59 67H60V68H59ZM69 67H71L72 69L70 68V70H69ZM3 68H4V70H3ZM14 68H15V69L18 68V69H17V70H14V71H15V72H14V71H13ZM20 68H21V69H20ZM50 68H51V69H50ZM61 68H62V69H61ZM63 68H66L67 70H66V69L63 70ZM170 68H171V69H170ZM10 69L13 71L12 73L10 72ZM23 69H24V70H23ZM25 69H26V70H25ZM53 69H54V70H53ZM172 69H173V70H172ZM22 70H23V73H22ZM62 70H63V71H62ZM68 70H69V71H68ZM71 70H72V71H71ZM161 70H162V71H161ZM6 71H7V72H6ZM28 71H29V72H28ZM51 71H52V72L54 71V72L56 73V74H55V73L53 72V74H55V76L52 75ZM61 71H62V72H61ZM66 71H68V73L72 72V76H71L70 78L67 77V76H65V75H68V76H69V75L71 74V73H70V74H65V73H67ZM73 71H74V72H73ZM163 71H164L165 73H163ZM4 72H5V75H6V76L4 75ZM8 72H9L10 74H8ZM18 72H19V73H18ZM57 72H59L60 74L57 73ZM174 72H175V71H174ZM16 73H18V74H16ZM50 73H51V74H50ZM62 73H63V74H62ZM166 73H167V74H166ZM171 73H172V74H171ZM2 74H3L4 76L1 77ZM7 74H8V75H7ZM11 74H12V75H11ZM13 74H14V75L16 74V75H15V78H11V77H14ZM19 74H20V75H19ZM21 74H22V75H21ZM23 74H25L24 77H25L26 80L24 79V77H22ZM64 74H65V75H64ZM74 74H75V73H74ZM159 74H160V75H159ZM164 74H166V75H164ZM17 75H18V76H17ZM57 75H58V76H57ZM59 75H61V76H60L61 78H58ZM162 75L164 76L163 79H162V77H161ZM171 75H173L172 78H171ZM9 76H10V77H9ZM19 76H21V77L19 78ZM47 76H48V77H47ZM51 76H52V78H51ZM53 76H54V77H53ZM62 76H64V77H62ZM6 77H7V78H6ZM8 77H9V78H8ZM21 78H23L24 80L21 79ZM28 78H29V79H28ZM48 78H50L51 80L54 78V80L51 81V80L49 79V81H51V82H48ZM55 78H57L56 81L58 80L57 83L54 82V81H55ZM64 78H65V79H64ZM67 78H68V79H67ZM8 79H9V83H10L9 86H7V85L9 84L8 81H7ZM12 79H14V80H13L12 83H11L10 80H12ZM20 79L23 80V81H22L23 83L21 82ZM30 79H31V80H30ZM63 79H64L65 81H64ZM69 79H71V80H69ZM161 79H162V81H161ZM16 80H17L18 83H19V82H21V83L17 84ZM28 80H29V81H28ZM59 80H60V81H59ZM62 80H63V81H62ZM155 80H156V78H155ZM159 80H157L156 83L159 84V83H160V82H158ZM30 81H31V82H30ZM66 81H69V82H66ZM6 82L8 83L7 85H6ZM14 82H16V83H14ZM26 82H27V83H26ZM52 82H53L54 84L56 83V84H55V87H54V85H51ZM49 83H50V85H49ZM62 83H63V84H62ZM64 83H65V84H64ZM67 83H68V85H67ZM20 84H21V85H20ZM24 84H26V85H24ZM28 84H29V85H28ZM58 84H61V85L58 86ZM5 85H6L7 87H6ZM18 85H19V86H18ZM22 85H23V86H22ZM36 85H37V86H36ZM56 85L58 86V87H57L58 90L60 89V90L62 91V89H63V91H62L63 93H62L60 90H59V91L56 90ZM10 86H11V88H10ZM14 86H15L16 90H15ZM21 86H22V87H21ZM25 86H26L27 88H26ZM28 86H29V87H28ZM33 86H34V87H33ZM38 86H40V87H38ZM63 86H65V87H63ZM67 86H70L71 89L68 88ZM5 87H6L7 89H6ZM18 87H19V88H18ZM49 87H50V88H49ZM52 87H54V88L52 89ZM59 87H60V88H59ZM61 87H62V88H61ZM4 88H5V90H4ZM23 88H24V90H23ZM31 88H32V89H31ZM64 88H65V89H64ZM1 89H3V90L1 91ZM12 89H14V91H13ZM17 89H18L19 91H17ZM40 89H41V90H40ZM47 89H48V90H49V89L52 90V93H50L51 91H50V90L48 91ZM54 89H55V90H54ZM21 90H22L24 93L28 92L29 94L26 93V95H25L23 92H21ZM25 90H27V91H25ZM28 90H29V91H28ZM9 91H12V92H9ZM15 91L17 92V93H16L17 95L14 94ZM36 91H37V93H36ZM39 91H40V92H39ZM56 91H57V93H58V94H57L58 97L55 95V92H56ZM18 92H19V93H18ZM53 92H54V93H53ZM12 93H13V94H12ZM20 93H21V94H20ZM38 93H39V94H38ZM59 93H61V95H60ZM66 93H69V95H67ZM156 93H157V91H155V94H156ZM18 94H19V95H23V94H24L25 96H23V97H22V96H19V97H20V98H19V97H18ZM27 94H28V96H27ZM41 94L43 95L44 98L42 97ZM44 94H45V96L47 97L46 99H45ZM53 94H54V95H53ZM63 94H64L66 97H64ZM13 95H14V97H12ZM37 95H38V96H37ZM62 95H63V97H62ZM4 96H3V98H6V97H4ZM54 96H55V97H54ZM60 96H61V97H60ZM15 97H17V98H15ZM21 97H22L23 99H21ZM29 97H30V100H29ZM37 97H38V99H37ZM40 97H41L42 100L40 99ZM53 97H54V98H53ZM56 97H57V98H56ZM11 98H14V100L12 101ZM24 98H25V99L28 98V100L26 99L27 102L24 100ZM33 98H35L38 102H36V100L33 99ZM52 98H53V99H52ZM67 98H68V99H67ZM15 99H16V100H15ZM20 99H21V101L24 100V101H22V103H25V104H19V103H20ZM51 99H52L53 101H52ZM55 99H56V100H55ZM58 99H59V100H58ZM62 99H63V100H62ZM150 99H151V100H150ZM152 99H154L155 102H150V101H153ZM155 99L158 100L156 96H155V97L153 96V97H151V98H150V97H149V98H146V99H145L146 106H145L144 102H142L141 100H140V102H138V105H136V106H138V107H137L138 110H139V109L141 110V111H140V110L138 111V110L136 109V112L138 111L137 114H139L140 117L143 116L142 118H143L144 120H149V117L152 118V115H156V119H157V113L159 114V108H161V107H160V104L158 103V101H156ZM7 100H8V101H7ZM31 100H33V101H31ZM39 100H41V101H39ZM43 100L46 102V104L43 106V107L46 106L44 109H43V107H42V105L45 103V102H42ZM61 100H62V101H61ZM65 100H66V101H65ZM149 100H150V101H149ZM18 101H19V103H17ZM49 101H50V102H49ZM51 101H52L53 103H54V102H57L56 104H57V105L59 104V105L57 106V105L54 103L55 106H51V105H52V102H51ZM60 101H61L62 103H61ZM143 101H144V100H143ZM9 102H10L11 105L9 104ZM13 102H14L15 104H13ZM33 102L38 103V104H41V103H43V104H41L40 106L37 105V104H31V103H33ZM39 102H40V103H39ZM59 102H60V103H59ZM64 102H65V103H64ZM141 102H142V103H141ZM6 103H8V104H6ZM140 103H141V104H140ZM150 103H151V104H150ZM156 103H157V104H156ZM27 104H28V105H27ZM30 104H31V105H30ZM158 104H159V107L157 108ZM4 105H5V107H4ZM9 105H10V106H9ZM12 105H13V106H12ZM14 105H18V106H14ZM21 105H22V106L26 105V107L24 106V108H23V107L20 108ZM36 105H37V106H36ZM62 105H65V107H63ZM66 105H67V106H66ZM6 106H8L9 108H6ZM11 106H12V107H11ZM29 106H30V107H29ZM34 106H36V107H34ZM47 106H48V107H47ZM56 106H57V107H56ZM61 106H62V107H61ZM147 106H148V107H147ZM2 107H3V108H2ZM14 107L17 108V109L15 110ZM39 107H40V108H39ZM52 107L54 108L53 110H52ZM58 107H59L61 110H60ZM66 107H69V109L67 108V110H65ZM150 107H151V108H150ZM10 108H11L12 110H11ZM33 108H36V109L32 110ZM37 108H38V109H37ZM41 108L43 109L44 112H42ZM62 108H63V110H64L66 113L62 110ZM6 109H7V110H6ZM9 109L11 110L10 112H9ZM18 109H19V110H18ZM23 109H25L24 112H25L26 114H25L24 112H22ZM26 109H27V110H26ZM45 109H46L47 111H46ZM56 109L58 110V112H57ZM155 109H157L156 113H154V110H155ZM5 110L8 111V113H10V114L8 115V113H7ZM29 110H30V111H29ZM35 110H36V111H35ZM38 110H39L40 112H38ZM145 110H146V111H145ZM150 110H151V111H150ZM4 111H5L6 113H4ZM20 111H21V113H20ZM27 111H28V112H27ZM32 111H34L35 113H33ZM45 111H46V112H45ZM52 111L57 112L58 114L61 112V113H63V114L60 113V115H58L57 113H55V116H54V112H52ZM17 112H19L18 115L16 114ZM30 112H31V114H30ZM41 112H42V113H41ZM141 112H142V114H141ZM145 112H146V114H145ZM3 113L6 114V115H8V117L11 118V120H10L9 118L6 120V118H5L6 115L3 116ZM11 113H12V114H11ZM28 113H29V114H28ZM39 113H41V115L43 114V116H41ZM46 113H47V114H46ZM51 113H53L52 115H53V117H54V119H55L54 121H51V120H50V119H51ZM33 114H35L36 118H35V116H34ZM38 114H39V115H38ZM56 114H57V115H56ZM144 114L146 115V117H145ZM15 115H16V116H15ZM19 115L22 117V119H21V117H20ZM23 115H24V116H23ZM26 115L28 116L27 119H26V117H27ZM29 115H31V116L29 117ZM62 115H63V116H62ZM141 115H142V116H141ZM2 116H3L4 118H3ZM11 116H15L16 119H14V117H11ZM17 116H18V119L21 120V121H20V124H21V122H22V120H23L24 123H22V125H23V126H24V125H27V126H24L25 128H23V126L19 124V120L17 119ZM37 116H38V118H39L38 120H37ZM44 116H45V118H46L47 120L44 118ZM47 116H48V117H47ZM6 117H7V116H6ZM19 117H20V118H19ZM33 117L36 119V121H34L35 119H34ZM55 117L58 118V121L56 120ZM12 118H13V119H12ZM29 118H30V119H29ZM43 118H44V119H43ZM145 118H146V119H145ZM1 119H0V120H1ZM25 119H26V121H25ZM60 119H61V121H60ZM29 120H30V121H29ZM39 120H41V121H43V122L41 123V122H39ZM44 120H45V122H44ZM48 120L50 121V122H49L50 124H49V123H46V121L48 122ZM13 121H14V123H13ZM31 121H32V122H31ZM33 121H34V122H37V121H38V123H35V124H34ZM27 122H28L29 124H30V123H31V124L33 123V124H32L33 127H32L31 124H30L31 126H28L29 124H27ZM58 122H60V123H62V124L59 123V124H60V125H59ZM146 122H147V121H146ZM39 123H40L41 125H43V126H42V128H43L42 130H41V126H40ZM54 123L58 125V126H57V129L60 130V131H58V130L56 129V125H55ZM44 124H45V127H44ZM47 124H48V125H47ZM46 125H47V126H46ZM49 125H50V128H47V129H49V130L51 129L53 132H50L49 130L45 129L46 127H49ZM53 126H55L54 129L52 128ZM59 126H60V129H59ZM26 127H27L28 129H27ZM34 127H35V128H34ZM17 128H18V129H17ZM19 128H20V129H19ZM29 128H31V129H29ZM33 128H34V131H35V132L33 131ZM37 128H38V129H37ZM15 129H16V131H15ZM22 129H24V130H22ZM26 130H27V131H26ZM31 130H32V131H31ZM38 130H41L42 132L39 131V134H40V135L37 137ZM45 130H47V131H46V137H42L41 135L45 136V135H44V134H45ZM29 131H30V132H29ZM43 131H44V132H43ZM56 131H58L57 134L55 133ZM167 131H168V132H167ZM17 132H18V133H21V135H20V134H19V135L22 136L23 138H24L23 135H25V138H24V140L22 141L23 143L20 142L22 139L20 138V136L17 135ZM22 132H24V134H23ZM31 132H32V133H31ZM36 132H37V133H36ZM49 132H50V133H49ZM59 132H63L62 137H61V134H62V133L59 134ZM164 132L167 133V134H169V135H171V136L173 137L174 142H175V148H174L175 151L189 150V149H190V146H189V144L186 142V140H185L180 134L177 135V132L174 130V128H172V127H166V129H164ZM174 132H175V133H174ZM27 133L30 134V135L28 136ZM33 133H34L35 136L33 135ZM42 133H43V134H42ZM52 134H53V135H52ZM32 135L34 136V138H30ZM47 135L50 137V139H49L50 142H49V140H48L49 137H48ZM59 135H60V137H59ZM64 135H65V136H64ZM27 136H28L29 138H28ZM33 136H32V137H33ZM40 136H41L42 138H41ZM57 136H58V138H57ZM18 137H19V138H18ZM64 137H65V139H64ZM35 138H36V139H35ZM37 138H38V139H37ZM40 138H41V139H40ZM44 138H45V140H44ZM52 138H53L54 140H53ZM59 138H60V139H59ZM62 138H63V140H64L65 142H67V141L69 142V141H70L69 143H71V144H69V146H68V145H67L68 142H67V143H64V141L62 140V143H64V144L61 143V144H62V146H61V144L59 143V144H60V145H59V144H58V140L61 141ZM17 139H19V142H18ZM20 139H21V140H20ZM27 139H28V140L30 139L31 141H33V144H32L33 147H32V145H31L30 140H29V142H28ZM32 139H33V140H32ZM38 140H39V141H38ZM40 140H41L42 142H41ZM43 140H44V141H43ZM26 141H27V143H26ZM35 141L38 143L37 145H40V147L38 146V147H39V150H38V147H36L37 145H36ZM47 141H48V142H47ZM44 142H45V143H44ZM51 142H52V143H51ZM53 142H54L56 145H55ZM19 143H20V145H21L22 148L20 147V145H18ZM39 143H43L44 146H41L42 144H39ZM22 144H23V145H22ZM24 144H26L27 146H25ZM29 144H30V145H29ZM34 144H35V147H36L35 149H34ZM47 144H48V145H47ZM53 144H54V145H53ZM17 145H18V146H17ZM49 145H51V146H49ZM29 146H30V147H29ZM65 146L68 147V148H66L67 151L65 150V154H68V155H66V156L63 157V156L60 155V154H61V151H62L63 149H65ZM31 147H32V149H31ZM45 147H47V148H45ZM53 147H55V148H53ZM59 147H61V148L64 147V148H62V149L60 148V149H59ZM69 147H71V150H70ZM20 148H21V149H20ZM26 148H27V149H26ZM41 148H43V149H41ZM44 148L47 149V150L49 149V150H48V151H47V150H44ZM50 148H51V149H50ZM56 148H57V150H56ZM24 149H25V150H24ZM29 149H30L31 151H30ZM54 149H55V150H54ZM68 149H69V150H68ZM20 150H21V151H20ZM22 150H23L24 152H25L26 150H27V152L30 151L32 154H34V153L36 154L37 152L41 151L43 154H42L41 152H40L38 155L36 154V156H35V154H34V155H30V154H31L30 152H29L30 154L27 153V152H26V154H24V152H22ZM16 151H19V153L22 152L23 154H20V156H18L19 153H17ZM32 151H33L34 153H33ZM44 151H45V152H44ZM52 151H54V152H52ZM69 151H70L72 154H71ZM56 152H57L58 154H57ZM59 152H60V154H59ZM67 152H69V153H67ZM15 153H17V154H15ZM45 153H48V154H46L47 157H46ZM52 153H53V154H52ZM14 154H15V155H14ZM28 154H29V155H28ZM50 154H51V155H50ZM62 154L64 155V151H62ZM22 155H23V156H22ZM24 155H25V157H24ZM26 155H27V156H26ZM40 155H42V158H43V159H41ZM43 155H44V157H43ZM49 155L51 156V158H50L51 161L49 160V157H50ZM55 155H56V156H55ZM21 156H22V157H21ZM29 156H31V157H29ZM33 156H34V158H35V157H39V158H38V159H37V158L34 159ZM48 156H49V157H48ZM52 156H53V157H52ZM61 156H62V157H61ZM20 157H21L23 160H25V159L27 158L28 160L26 159L25 162H28V164H27V163H24L23 160H22ZM18 158L21 159V160L18 161ZM29 158H30V159H29ZM31 158H32L34 161H32ZM44 158L47 159L46 162H45V159H44ZM62 158H64V160L67 158V164L70 162V164H68L69 166H67V164H66L65 162H62V161L60 160V159H62ZM68 158H73V160L75 159V160H76V163H75L74 161H73L74 163H73L72 161H70L71 159L68 160ZM36 159H37V160H36ZM52 159H53V160H52ZM57 159H58V160H57ZM29 160H30V161H29ZM54 160L57 161V162L52 163V164H53V167H52V164H50L49 162H52V161H54ZM64 160H63V161H64ZM17 161H18V162H17ZM37 161H40V162H37ZM41 161H43V162L41 163ZM65 161H66V160H65ZM68 161H69V162H68ZM193 161H194V162H193ZM31 162H32V164L29 165V163H31ZM58 162L60 163V165L58 164ZM71 162H72V163H71ZM19 163H21V164H19ZM23 163H24V164H23ZM33 163H34V164H33ZM44 163H45V165H44ZM56 163L58 164V166H57ZM63 163H65V164L62 165ZM181 163H182V162H181ZM181 163H180V164H181ZM191 163H192V164H191ZM22 164H23V165H22ZM35 164H37V166H36ZM39 164H40V165H39ZM41 164H42V166H43V170H40V171H43L44 174L41 172V173H42V174H41V178H40V177H35L37 174H38V176H40V173H39L40 171L38 172L37 169H39V167H42ZM73 164H74L75 167L72 166ZM75 164H76V165H75ZM187 164H188V165H187ZM187 164H186L187 166H185L184 164H182V165H184V167L179 169L180 173H181L182 175H187V176L189 177L190 181L192 182V184H194L197 188H199V189H202V188H203V192H206V193L210 194L211 196H213V195H214V189L212 188V186L204 185V183H203V184H202V183L200 184L201 179H203V178L205 177V172H204V170H203L199 165H197V162H196L195 160H192V161H190V162H187ZM19 165H22V166H19ZM25 165H26V166H25ZM33 165H35V167H34ZM38 165H39V166H38ZM46 165L49 166V167L47 166V169H49V170L46 169ZM50 165H51V166H50ZM54 165H56L57 168H56V166H54ZM65 165H66V167H67V170L64 168ZM70 165H71V166H70ZM193 165H194V166L196 165V166H195L196 168H195ZM24 166H25L26 168H27V166H30V167H29L28 169H26ZM31 166H32V167H31ZM63 166H64V167H63ZM192 166H193V167H192ZM21 167H22V168H21ZM37 167H38V168H37ZM44 167H45V168H44ZM51 167H52V168H51ZM68 167H70V169H69ZM72 167H73V169H71ZM30 168H31V169H30ZM34 168H36V169H34ZM50 168H51V169H50ZM54 168H55L56 171L58 170V168H60L61 170H60V171H57V172H59V173H57V172H55ZM62 168H63V169H62ZM21 169H22L23 171H25L27 174H25V172H21V171H22ZM41 169H42V168H41ZM197 169L199 170L198 172H199L200 174H198ZM201 169H202V170H201ZM19 170H20V171H19ZM34 170H35V171H34ZM44 170H47V171L44 172ZM50 170H51V171H50ZM52 170H53V171H52ZM70 170H72V171H70ZM30 171H31V173H30ZM36 171H37V172H36ZM49 171L52 172V173H49ZM67 171H68V172H67ZM19 172H20V176H21V173H22V177H21V178H20V176L18 175ZM47 172H48V174L45 175ZM54 172L57 173V174L55 175ZM64 172L66 173L65 175H64ZM76 172H79V173L76 174ZM196 172H197V173H196ZM15 173H16V172H15ZM23 173H24V175H25L27 178H26L25 176L23 177ZM29 173H30V174H29ZM32 173H33V174H32ZM36 173H37V174H36ZM68 173H69V174H68ZM31 174H32V175H31ZM35 174H36V175H35ZM50 174H51L52 176H50ZM53 174H54V176H53ZM67 174H68V175H67ZM72 174H73V175H72ZM27 175H28V176H27ZM43 175L47 176V177H46L47 179L45 178L44 181H43V179H44V176H43ZM75 175H76L78 178H77ZM78 175H79V176H78ZM33 176H34V178H33ZM42 176H43V177H42ZM55 176H57V178H56ZM58 176H59V177H58ZM70 176H71V177H70ZM201 176H202V177H201ZM60 177H61V178H60ZM69 177H70V178H69ZM15 178H16V177H15ZM25 178H26V179H25ZM28 178H29V179L33 178V180H29V181H28ZM36 178H37V179H36ZM42 178H43V179H42ZM48 178H49V179H48ZM72 178H73V179H72ZM75 178H77V180H76ZM194 178H195V180H194ZM23 179L26 180V183H25V180H23ZM34 179H35V180H34ZM39 179H40L42 182H44L45 185L42 184V185L39 186V181H40ZM56 179H57V180H56ZM71 179H72V180L75 179L74 182L77 181V183H76V182L73 183V181H70V182H69V180H71ZM78 179H80V180H79V183H80V185H81V189H80V186H77V185H78ZM19 180H20V181H19ZM65 180H66V181H65ZM67 180H68V181H67ZM23 181H24V182H23ZM32 181H33L34 183H33ZM36 181H38V182H36ZM41 181H40V182H41ZM47 181H48V183H49V181H50V183L52 182V183L54 184V185H53L54 190H53V188H52V184L49 185L50 183L48 184ZM197 181H198V182H197ZM15 182H16V184H14ZM17 182L19 183V185L17 184ZM20 182H21L23 188H22ZM29 182L31 183V185H29V184H30ZM45 182H46V183H45ZM54 182H55V183H54ZM27 183H28V184H27ZM32 183H33L34 185H32ZM56 183H57V184L59 183V184H58V185H55ZM62 183H63V184H62ZM197 183H198L199 185H198ZM23 184L27 186V189L29 188V186H30V187H33V186L37 187V186H38L37 188H38L39 190H37V188L33 187V188H29V189H31V191H32V192H31V191L29 192V190H27V189H26V186H24ZM40 184H41V183H40ZM46 184H48L49 186L46 185ZM61 184H62V185H61ZM66 184H68V185H66ZM73 184H75V186H73ZM196 184H197V185H196ZM17 185H18V186H17ZM201 185H203V187H202ZM15 186H16V187H15ZM42 186H44V189H46L47 186H48L49 188L46 189L47 191H43V187H42ZM45 186H46V187H45ZM50 186H51V189H50ZM55 186H56V187H55ZM67 186H68L69 188H66ZM205 186H206V188H205ZM41 187H42V190H41L42 193L44 192V194H45V192H46V194H47V195L45 194V198H46V196H47L46 201H45V199H43L44 194H42V193L39 192ZM57 187H58V188H57ZM60 187H61V188H60ZM75 187H77L79 190L75 189ZM15 188H16V189H15ZM34 188H35V191L33 190ZM73 188H74V189H73ZM17 189H18V191H17ZM19 189H20V190H19ZM49 189H50L51 191H50ZM55 189H56L57 191H59V192H58L59 194L57 193V191H56ZM71 189H72V190H71ZM253 189L255 190V188H253ZM256 189H257V190H255V191L253 190V191H252V190L250 189V187H249L248 190H250V191H249V192H248V190L246 191V192H247L248 194H250L251 196L248 195L246 192L241 193V194H243V196H244L246 199H248L249 197H251V199H253L254 197L257 198V197H259L260 195H259L258 188H256ZM14 190H15V191H14ZM36 190H37V192H38L37 194H41V196L38 195L40 198L37 196V194H36ZM48 190H49L50 194H48ZM52 190H53V191H52ZM68 190H69V191H68ZM70 190H71V191H70ZM76 190H77V191H76ZM209 190H210V191H209ZM23 191H24V192L26 191L25 193H27V194L25 195V193H24ZM54 191H55V193H53ZM80 191H81V193H79ZM251 191H252L253 194L256 192V193H255V196H252ZM21 192H22L23 194H22ZM73 192H75V194H74ZM77 192H78V193H77ZM257 192H258V193H257ZM17 193H18V194H17ZM32 193H34V195H33ZM60 193H62V194H60ZM245 193H246L247 195H246ZM29 194H30V196H29ZM52 194H54L53 197H52ZM82 194H83V195H82ZM238 194H239V193H238ZM241 194H239V195L243 198V196H242ZM256 194H257V196H256ZM0 195H1V196H2V195L5 196V194H0ZM7 195H6L5 197H7ZM17 195H18V196H17ZM55 195H56V196H55ZM59 195H60V196H59ZM75 195H77V196H75ZM79 195H81L82 197L80 196V197H81V198H80ZM91 195H92V196H91ZM1 196H0V199L2 198ZM4 196H3V198H4ZM19 196H20V197H19ZM26 196H29V198L26 197ZM31 196H32V198H31ZM34 196H35V197H34ZM61 196H64V197H61ZM90 196H91V197H90ZM246 196H247L248 198H247ZM22 197H23L24 200L22 199ZM33 197L36 199L35 201H36L38 204L34 201ZM36 197H37V198H36ZM48 197H49V198H48ZM54 197H56V198H54ZM70 197H71V198H70ZM72 197H73V198H72ZM94 197H95V198H94ZM26 198H28L30 201L28 200V201H29V202H28ZM41 198H42V199H41ZM50 198H51L52 200H51ZM59 198H62L63 201H61V199H59ZM87 198H88V199H87ZM89 198H91V199H90V202H91V200L93 201L92 198H94V201L92 202L93 204H94V202H95V204L93 205L94 208L91 207V204H92V203H90V202L88 201ZM15 199H17V200L19 201V202L17 201L18 204H16ZM21 199H22V200H21ZM37 199H39V200L41 199V200L38 201ZM48 199H50V200H48ZM57 199H59V200H57ZM64 199H65V200H64ZM66 199H67V201H66ZM86 199H87V200H86ZM95 199H96V200H95ZM243 199H244V198H243ZM249 199H250V198H249ZM31 200L35 202L34 206H33V204H32L33 202H31ZM56 200H57V201H56ZM72 200H73V201H72ZM20 201H21L22 204L19 205ZM24 201H25V202L27 201V202H26L27 204L30 203L29 206H31L30 209H31L32 213L34 212L33 214H28V212H30V211H28V210H30V209H29L28 205H27ZM43 201H45V202L48 203V204H46L47 206H46V205L43 206L44 203H45V202H43ZM48 201H49V202H48ZM52 201H54V202H53L54 204H52ZM96 201H97V202H96ZM39 202H40V203L42 202V204L40 205ZM50 202H51V204H52L53 206H52L51 204H49ZM57 202L59 203V205L57 204ZM64 202H65V203H64ZM71 202H72V203H71ZM86 202H88V203H86ZM24 203H25V204H24ZM63 203H64V205H63ZM69 203H70V204H69ZM80 203H81L82 205H81ZM83 203H84V204H83ZM129 203H130V204H133V205H129V207H128V208H129V211H130L131 213H132V212L135 213V212H136L137 205H138V196H137L136 194H135V195L133 194V196H132V198L130 199ZM134 203H135V204H134ZM209 203H210V204H209ZM15 204H16V205H15ZM78 204H79V205H78ZM97 204H98V206H97ZM208 204H209V205H208ZM213 204H214V202H212V200H210V201H208L205 205H206L208 208H213V207H214ZM218 204H219V206H218ZM221 204H223V205H221ZM17 205H19V206H17ZM39 205H40V206H39ZM56 205H57V206H56ZM61 205H62L63 207H59V206H61ZM80 205H81V206H80ZM83 205H84V206H83ZM88 205H89V206H88ZM215 205H217L216 207H222V206H224V203H221V202L217 201V203H216ZM220 205H221V206H220ZM16 206H17V207H16ZM20 206H24V208H21ZM25 206H26L27 208H26ZM36 206H37V208H38V207H39V208L36 209ZM49 206H50V207H51V206H52V207L55 206V207H54V208H50V209H49V208H46V207H49ZM79 206H80V207H79ZM82 206H83V207H82ZM95 206H97V207H95ZM34 207H35V209H34ZM56 207H58V208H56ZM74 207H75V208H74ZM77 207H79V208H77ZM87 207H88V208H87ZM6 208H7V207H6ZM20 208H21V209H20ZM25 208H26V210H25ZM59 208H60L61 210H60ZM72 208H73V209H72ZM84 208H85V209H84ZM90 208H91V209H90ZM100 208H101V207H100ZM41 209H42V210H41ZM44 209H45V210H44ZM47 209H48V211H49V210H52V209L55 210V211L46 212ZM63 209H64V210H63ZM77 209H78V210H77ZM83 209H84V210H83ZM87 209H88V210H87ZM93 209H94V210H93ZM96 209H97V212L95 211ZM4 210H6V209L4 208ZM4 210H3V211H4ZM16 210H19V211H16ZM22 210H23L25 213H27V215H29V216L31 215L30 217H32V215L36 217V215H37L38 217H36L35 220H34L35 217H32L33 220H34L35 222L38 220L37 218H39V216H40V215H39V212H44L45 214H44V213H40V214H42V215L44 214V216H45V217H43L42 215L40 216V219H42L41 217H43V222H42V220L39 219V223H36V224H35V222H34L32 219H29V218H30L29 216H28V218H27V217H24V214H25V213H24ZM36 210H38V211H36ZM39 210H41V211H39ZM43 210H44V211H43ZM59 210H60V211H59ZM82 210H83V211H82ZM85 210H87V211L90 210V211L87 212V211H85ZM92 210H93V211H92ZM3 211H2V213L5 212V211H4V212H3ZM27 211H28V212H27ZM73 211H75V212H74L73 215H72L71 212H73ZM76 211H78V212L81 214V216H82V214H83V216H84V214H85V215H88V216H84V217L86 218V220H87V218H88V220H87V222H88V223H87L88 228L86 227V220L84 219L83 216H82L83 219L81 218L83 221H79V218H80L81 216L79 217L80 214H79L78 212H76ZM81 211H82V212L85 211V212L82 213ZM91 211H92V212H91ZM19 212H20V213H19ZM21 212H22V216H23L24 218H22V216L20 215ZM35 212H36V213H35ZM68 212H69V213H68ZM98 212H100V214H99ZM2 213H0V219H1V215H3ZM51 213H52V217H50V216H51V215H50ZM56 213H57V215L59 214L57 217H56V215H55ZM87 213L91 214V217H92L91 219H90V215L87 214ZM96 213H97V214H96ZM46 214H47V215H46ZM61 214H63L64 217H63V215L60 216ZM66 214H67V215H66ZM68 214H69V215H68ZM77 214H78V215H77ZM92 214H93V216H92ZM98 214H99V215H98ZM27 215H25V216H27ZM49 215H50V216H49ZM75 215H77L79 218H76ZM97 215H98V216H97ZM19 216L21 217V220H22V219H24V220H27V219L32 220V221H31V224H30V221H29V220H28V221H25V222H23V221H24V220H23V221H22L23 224H21L22 222L20 221ZM67 216H68V217H67ZM69 216H70V218H69ZM94 216H95V217H94ZM96 216H97L98 218H99V217L101 218V219H98V220L100 221L99 224L97 223L98 220L96 221V219H97ZM55 217H56V218H55ZM61 217H62V219H61ZM93 217H94V218H93ZM44 218H45V219H44ZM47 218H49V219H47ZM52 218H53L54 220H53ZM58 218H59V220L61 221L62 224H63V222H64V220H65L66 223L64 222V226H65V229L68 228V229H67L68 231H66V230L63 228L64 226H63L61 223H60V224H61V226H63V227H61V226L59 225V220H58V222H56ZM64 218H65V219H64ZM66 218L69 219V221H70L71 223H70ZM72 218H73V219H72ZM74 218H75V219H74ZM55 219H56V220H55ZM81 219H80V220H81ZM92 219H93V220L95 219V220H94V223H93V220H92ZM45 220H46V221H47V220L49 221V222L47 221V225H48V223H50V225H52V228L54 227L53 229H54V230L56 229V230H55V233L52 232L53 229L50 228L51 226L48 225V226H49V227H48V226L46 225V223H44ZM74 220H75V221L78 220V221H77L78 223H77V222H74ZM89 220H90V221L92 220V222H89ZM40 221H41L42 223H41ZM46 221H45V222H46ZM128 221H130V222L137 221V223H141V222H143L144 220H143V219H137V218H136V219L129 218ZM20 222H21V223H20ZM28 222H29V223H28ZM51 222H54V223H51ZM55 222H56L57 224H55ZM68 222L70 223V226H69V227H68V225H69ZM73 222L76 223V224L74 225ZM83 222H84V224H85V227H84V228H83V226H84V225H83ZM95 222H96V223H95ZM19 223H20L21 225H20ZM43 223H44V225H43ZM67 223H68V224H67ZM90 223H91V224H90ZM92 223H93V224H92ZM33 224H35V225H33ZM39 224H41V226L44 227V228L40 229L41 226H40ZM65 224H66V225H65ZM80 224H82V225H81L82 228H80ZM32 225H33V227H34V226H36V227L32 228V227H31ZM53 225H54V226H53ZM58 225H59L61 228H60ZM76 225H77V227H76ZM45 226H46V228H45ZM66 226H67V227H66ZM90 226H91V227H90ZM29 227H30V228H29ZM55 227H56V228H55ZM74 227H75V228H74ZM254 227H256V226H254ZM35 228H36L37 230H36ZM38 228H39V230H41L40 232H41L43 235H45V236H43L40 232H38V231H39ZM49 228L51 229V232L54 234L53 236L50 235L51 232H50V229H49ZM57 228H59V229L62 230L63 232L60 231L61 233H59V232H58L59 230H58ZM33 229L36 230L37 232L35 231V233H31L32 231L34 232ZM47 229L49 230V233H48V230H47ZM71 229H72V232H73V233L71 232ZM74 229H75V230H74ZM31 230H32V231H31ZM42 230H43V231H42ZM46 230H47V231H46ZM57 230H58V231H57ZM95 230H96V231H95ZM101 230H102V229H101ZM75 231H76V232H75ZM80 231H81V232H80ZM98 231H99V232H98ZM56 232H57V233H56ZM90 232H91L90 234L93 235L92 230H91ZM28 233H29V235H27ZM37 233H38V235H37ZM39 233H40V235H39ZM46 233H47V234H46ZM58 233H59V234H58ZM71 233H72V234H71ZM34 234H35V235H34ZM55 234H57V235H55ZM63 234H62V236H64ZM67 234H66V235H67ZM101 234H103L102 231H101ZM104 234H105V233H104ZM33 235H34V236H33ZM105 235H106V234H105ZM23 236H25V235L23 234ZM50 236H51V237H50ZM60 237H57V238H60ZM26 238H27V237H26ZM1 239H2V238H1ZM47 239H48V237L46 238V240H47ZM2 240H3V239H2ZM2 240H0V242H1ZM48 240H49V239H48ZM3 243H4V240L0 243V244H1L0 247L3 246V245H5V244H6V241H5L4 244H3ZM45 246H46V245H45ZM43 247H44V246H43ZM36 254H37V256H40L38 253H36ZM48 254H49V252H48ZM45 255H46V254H45ZM45 255H44V256H45ZM49 255H50V254H49ZM42 258H43V257H42ZM44 258H46V256H45Z\"/></svg>",
	"mask_w": 264,
	"mask_h": 264
}]
</instances>
